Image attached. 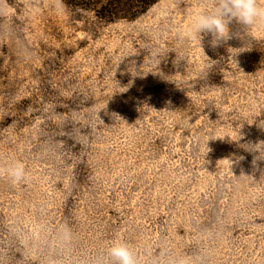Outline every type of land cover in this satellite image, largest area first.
<instances>
[{
  "label": "rangeland",
  "instance_id": "1",
  "mask_svg": "<svg viewBox=\"0 0 264 264\" xmlns=\"http://www.w3.org/2000/svg\"><path fill=\"white\" fill-rule=\"evenodd\" d=\"M212 2L0 0V264H100L115 238L139 264H264V23L203 50L180 32Z\"/></svg>",
  "mask_w": 264,
  "mask_h": 264
},
{
  "label": "clouds",
  "instance_id": "2",
  "mask_svg": "<svg viewBox=\"0 0 264 264\" xmlns=\"http://www.w3.org/2000/svg\"><path fill=\"white\" fill-rule=\"evenodd\" d=\"M187 14L189 23L180 32L182 38L198 40L202 49L204 35L211 37L210 46L213 48L225 44L233 37L239 38L245 43L242 47L234 48L242 49L236 53V57L250 50V45L246 40L248 30L264 23V4L259 3L258 0H213L212 3L202 4ZM233 23L239 26L235 31L231 27ZM130 71L133 72V69ZM160 75L165 76L162 72ZM240 135L242 137L241 132ZM238 159H243V157H238ZM256 160L264 159H260L258 155L253 160L254 164ZM6 171L13 182L22 181L26 175L24 165L20 162H13L6 168ZM105 260L106 264H139L134 248L120 238L113 239L106 247L100 264H105Z\"/></svg>",
  "mask_w": 264,
  "mask_h": 264
},
{
  "label": "trees",
  "instance_id": "3",
  "mask_svg": "<svg viewBox=\"0 0 264 264\" xmlns=\"http://www.w3.org/2000/svg\"><path fill=\"white\" fill-rule=\"evenodd\" d=\"M87 1L89 5L79 6L93 12L95 16L107 22L115 20H131L144 13L158 0H78Z\"/></svg>",
  "mask_w": 264,
  "mask_h": 264
}]
</instances>
